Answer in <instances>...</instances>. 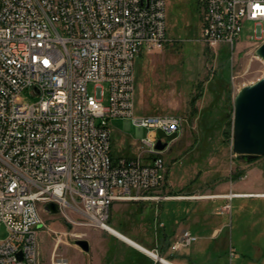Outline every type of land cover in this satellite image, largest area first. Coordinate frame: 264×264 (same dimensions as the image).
Listing matches in <instances>:
<instances>
[{
  "label": "built area",
  "instance_id": "1",
  "mask_svg": "<svg viewBox=\"0 0 264 264\" xmlns=\"http://www.w3.org/2000/svg\"><path fill=\"white\" fill-rule=\"evenodd\" d=\"M200 4L201 33H240L245 21L263 33L264 0ZM0 32L165 33V0H0ZM142 51L152 50L0 48V227L8 232L0 264H39V210L48 203L108 231L115 201L165 198L149 195L164 184L170 144L157 150L155 133L178 139L184 119L135 113L134 61ZM90 83L107 86L106 104L101 92L88 93ZM27 88L39 96L31 104L20 102ZM116 118L141 132L136 155L114 161L109 120ZM144 129L152 135L144 138ZM193 241L184 231L171 249ZM53 264L67 260L59 255Z\"/></svg>",
  "mask_w": 264,
  "mask_h": 264
},
{
  "label": "rangeland",
  "instance_id": "2",
  "mask_svg": "<svg viewBox=\"0 0 264 264\" xmlns=\"http://www.w3.org/2000/svg\"><path fill=\"white\" fill-rule=\"evenodd\" d=\"M201 28L200 0H165L164 40L134 61L135 113L185 117L188 123L184 124L183 138L173 148L169 147L174 141L170 143L169 150H165L163 155L169 162L171 156L183 148L185 151H196L202 157L199 168L206 164L203 159L208 154L219 159L223 153L227 156L232 154V160L242 157L231 151L234 100L243 87L264 76V61L256 54L264 41V23L261 28L263 33H259L254 23L243 22L241 32L234 41L232 54L230 46L224 44L210 50L200 40ZM256 36L258 38L253 39ZM98 85L100 89H96V83L88 84V93L100 96L98 92H101L102 101L106 104L107 86ZM19 98L21 103L31 104L39 96L33 95L31 89L27 88ZM196 116L198 120L205 121L203 127L192 128L190 122ZM109 125L113 131L111 140L114 149L121 139L128 142L136 140L135 129H125L122 120L110 119ZM151 133L144 129L143 137L148 138ZM186 142H190L191 146ZM260 169L264 170V162ZM129 212L127 205L122 206L116 215L111 211L108 225L117 229L136 230L138 223L133 217H128ZM39 216L43 224L37 236L39 264H53L59 255L67 260V264H97V255H102L108 249L97 244L95 238L89 235L88 228L80 224L85 221L81 215L68 209L51 214L41 207ZM7 236V230L1 226L0 243ZM77 239L91 243L88 252L75 246Z\"/></svg>",
  "mask_w": 264,
  "mask_h": 264
},
{
  "label": "crops",
  "instance_id": "3",
  "mask_svg": "<svg viewBox=\"0 0 264 264\" xmlns=\"http://www.w3.org/2000/svg\"><path fill=\"white\" fill-rule=\"evenodd\" d=\"M197 117L190 122L192 128L204 125L205 121ZM183 119L184 124L188 123ZM122 121L125 129L132 127ZM140 132L135 129L136 140L121 139L116 149L111 140L114 161L136 155ZM181 138L183 133L169 148ZM187 144L191 146L190 142ZM183 150L175 151L169 162L163 155L164 184L149 195L165 198L115 201L110 208V213L116 215L122 206H129L128 217L138 223L136 230L110 227L145 251L108 231L85 226L97 244L103 245V249L108 247L97 255V264H264V170L260 169L264 157L232 160V154L223 153L220 159L208 154L203 159L206 164L199 168L202 157L196 151ZM184 231L195 241L188 247L172 250L171 245ZM88 244L91 248L89 241Z\"/></svg>",
  "mask_w": 264,
  "mask_h": 264
},
{
  "label": "bare ground",
  "instance_id": "4",
  "mask_svg": "<svg viewBox=\"0 0 264 264\" xmlns=\"http://www.w3.org/2000/svg\"><path fill=\"white\" fill-rule=\"evenodd\" d=\"M240 33H201L200 40L211 49L224 44L233 49ZM260 36V35H258ZM258 36L253 39H257ZM165 38L163 32H76V33H18L0 32V48L53 50H148ZM108 232L127 243H136L110 226ZM143 250V249H142ZM145 251V250H143ZM149 255L154 256L151 252Z\"/></svg>",
  "mask_w": 264,
  "mask_h": 264
},
{
  "label": "water",
  "instance_id": "5",
  "mask_svg": "<svg viewBox=\"0 0 264 264\" xmlns=\"http://www.w3.org/2000/svg\"><path fill=\"white\" fill-rule=\"evenodd\" d=\"M256 54L264 61V41L257 48ZM155 138V148L164 150L176 139V134L165 135L158 130ZM163 138L165 141L162 142ZM231 151L234 155L250 158L264 156V76L243 87L235 97ZM44 208L51 214L59 213L55 203H48ZM74 244L83 252L89 250V244L84 239H77Z\"/></svg>",
  "mask_w": 264,
  "mask_h": 264
},
{
  "label": "trees",
  "instance_id": "6",
  "mask_svg": "<svg viewBox=\"0 0 264 264\" xmlns=\"http://www.w3.org/2000/svg\"><path fill=\"white\" fill-rule=\"evenodd\" d=\"M242 157L248 158L246 156H242ZM255 158H259V157H253V158H248V159H255Z\"/></svg>",
  "mask_w": 264,
  "mask_h": 264
}]
</instances>
